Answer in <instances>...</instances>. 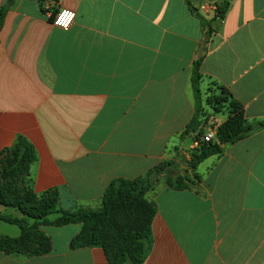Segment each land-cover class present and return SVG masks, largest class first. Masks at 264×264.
I'll list each match as a JSON object with an SVG mask.
<instances>
[{
    "label": "crops",
    "instance_id": "1",
    "mask_svg": "<svg viewBox=\"0 0 264 264\" xmlns=\"http://www.w3.org/2000/svg\"><path fill=\"white\" fill-rule=\"evenodd\" d=\"M49 1L15 0L0 29V165L25 137L38 158L25 176L37 196L57 191L63 210L99 209L112 181L189 161L194 137L182 135L203 49L204 132L228 119L206 103L213 83L249 124L264 121V0H232L208 39L201 19L226 0H62L50 12L73 11L68 29L48 18ZM224 149L199 165L197 190L163 182L150 192L157 213L144 264H264V128ZM83 228L41 226L50 246L0 244V264L114 263L115 246L109 260L100 247L71 245Z\"/></svg>",
    "mask_w": 264,
    "mask_h": 264
},
{
    "label": "trees",
    "instance_id": "2",
    "mask_svg": "<svg viewBox=\"0 0 264 264\" xmlns=\"http://www.w3.org/2000/svg\"><path fill=\"white\" fill-rule=\"evenodd\" d=\"M14 1L7 0L0 10V29ZM231 2L232 0H226L222 3L211 20L201 19L202 30H206V39L212 35L214 26L225 18ZM202 52L203 54L195 62L191 79L195 97V115L182 135L183 138L194 137V141H199V145L190 151L191 158L186 164L185 174L175 177L173 173L179 169L180 164L163 162L137 179L112 181L104 192L101 208H80L70 212L60 208L57 191L37 196L32 187L28 186L25 176L38 158L33 145L25 137L18 136L13 154L5 166L3 163L4 168L0 173V205L20 212L24 219L0 213V222L15 225L21 230L18 238L0 237V244L14 247L34 241L50 246L51 240L39 229L41 226L63 227L82 224L83 231L72 241V246L100 247L109 260L110 251L115 246L117 255L116 261L112 264H144L153 248L151 225L157 213L154 203L147 199V195L155 189L160 180L164 179L166 186L176 191L197 190L201 179L196 171L201 163L213 156L223 154L225 149L222 145L235 144L256 130L264 128V121L257 125L249 124L243 107L234 101L230 92L213 83L211 86L215 90V95L208 97L206 102L213 106L215 112H225L228 119L217 128L216 136L212 141H201L205 135L203 128L206 124L200 87L203 80L201 65L205 49ZM21 175L24 177L21 181L23 188L18 186L19 181L16 182L17 177ZM12 181L15 185L7 184ZM120 211L124 213L118 214ZM52 215L57 217L51 220ZM28 220L34 222L29 225ZM46 252H49V249ZM28 254L38 256L42 252L36 250Z\"/></svg>",
    "mask_w": 264,
    "mask_h": 264
},
{
    "label": "built area",
    "instance_id": "3",
    "mask_svg": "<svg viewBox=\"0 0 264 264\" xmlns=\"http://www.w3.org/2000/svg\"><path fill=\"white\" fill-rule=\"evenodd\" d=\"M62 0H51L45 4L47 9V16L53 21V24L62 29H68L76 19V14L67 9H61L56 12H50L51 8H54L60 4ZM67 14V15H66ZM63 21V22H61ZM217 133L216 127H208L205 135L201 138V141L210 142L212 141ZM195 147H198L199 141H195Z\"/></svg>",
    "mask_w": 264,
    "mask_h": 264
},
{
    "label": "rangeland",
    "instance_id": "4",
    "mask_svg": "<svg viewBox=\"0 0 264 264\" xmlns=\"http://www.w3.org/2000/svg\"><path fill=\"white\" fill-rule=\"evenodd\" d=\"M210 92H212V94H210V95H207L208 97H211V96H214L215 94H214V91L215 90H213V88H212V86L210 87ZM208 99V98H207ZM207 103V102H206ZM208 106H210V108L211 109H213L214 110V108H213V106L212 105H210V104H207ZM209 108V107H208ZM213 127H216L215 125H213ZM216 128H218V127H216ZM4 163V162H3ZM3 163H2V165H3ZM188 163V161L186 160V161H184V162H181V164H180V166H179V169L177 170V171H175L174 173H173V175L175 176V177H177L179 174H185V170H187V167H186V164ZM2 165H0V173H1V169H2ZM19 179V180H18ZM24 180V177H23V175H21V176H19V177H17V181L16 182H18V181H23ZM164 182V179H161L160 180V182H159V184H162ZM0 183H1V181H0ZM147 197L148 198H151L152 196H151V193H149L148 195H147ZM138 211V210H137ZM124 212H119L118 214H123ZM56 216L55 215H52V216H50V218H55ZM0 232L1 233H3V234H7V235H9V236H16V234H19V232H20V230H19V228L17 227V226H15V225H10V224H7V223H0Z\"/></svg>",
    "mask_w": 264,
    "mask_h": 264
},
{
    "label": "water",
    "instance_id": "5",
    "mask_svg": "<svg viewBox=\"0 0 264 264\" xmlns=\"http://www.w3.org/2000/svg\"><path fill=\"white\" fill-rule=\"evenodd\" d=\"M193 12H196L195 10H193ZM226 146L225 145H222V148L224 149Z\"/></svg>",
    "mask_w": 264,
    "mask_h": 264
},
{
    "label": "snow or ice",
    "instance_id": "6",
    "mask_svg": "<svg viewBox=\"0 0 264 264\" xmlns=\"http://www.w3.org/2000/svg\"><path fill=\"white\" fill-rule=\"evenodd\" d=\"M67 15V14H66ZM61 22H63V21H61Z\"/></svg>",
    "mask_w": 264,
    "mask_h": 264
}]
</instances>
